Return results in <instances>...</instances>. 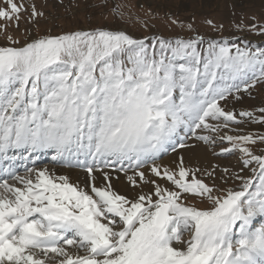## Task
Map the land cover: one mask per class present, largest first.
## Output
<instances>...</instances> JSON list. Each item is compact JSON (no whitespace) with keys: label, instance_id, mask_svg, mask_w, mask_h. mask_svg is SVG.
Returning a JSON list of instances; mask_svg holds the SVG:
<instances>
[{"label":"snow or ice","instance_id":"obj_1","mask_svg":"<svg viewBox=\"0 0 264 264\" xmlns=\"http://www.w3.org/2000/svg\"><path fill=\"white\" fill-rule=\"evenodd\" d=\"M29 8L35 24L44 14L34 3L0 6L10 42L0 46V159L10 150L28 160L52 149L53 160L83 167L86 181L48 168L25 167L26 175L3 168L0 264H264V223H256L264 220V150L254 151L264 133L231 127L246 119L264 124V107L256 117L221 104L239 100L241 85L250 94L264 83V47L212 39L204 48L198 34L148 45L99 28L21 44L7 28H18ZM250 28L264 34V25ZM189 138L226 141L230 147L217 155L238 151L243 167L217 176L215 168L186 167L183 155L171 168L154 162L194 147ZM148 161L152 178L140 170ZM116 165L134 189L149 191L131 198L115 191L105 169ZM217 180L239 183L221 187Z\"/></svg>","mask_w":264,"mask_h":264},{"label":"rangeland","instance_id":"obj_2","mask_svg":"<svg viewBox=\"0 0 264 264\" xmlns=\"http://www.w3.org/2000/svg\"><path fill=\"white\" fill-rule=\"evenodd\" d=\"M3 2L4 0H0V6H3ZM23 2L29 5L34 3L37 10L43 12L44 15L36 18L37 23H29L27 20L30 13L29 8L28 12H22L18 28L14 22L9 23L8 34L19 40L21 44L26 38L31 39L49 32L61 34L68 31H87L99 28L109 31H124L134 39H145V43L148 45H152L157 38H188L198 34L205 38L206 43L202 46L204 48L207 47V41L212 39L221 42L227 39L230 44L240 42V46L248 42L264 47V34L250 28L252 24L264 25V0H23ZM209 20L212 21V24L207 23ZM4 23L5 21L0 19V24ZM188 24L192 25L191 29L186 27ZM2 33L3 29H0V46H7L10 42L5 40ZM240 96L239 100L229 97L226 102L222 101L221 104L226 110H234L237 113L241 110L254 111V115L258 117L260 115L258 109L264 107V83H257L255 87L250 89V94L244 92L243 85H241ZM231 127L233 129L239 128L240 134L264 133V124L258 121L253 122L246 119L243 124L232 125ZM223 131L233 134L228 129ZM187 142L195 145L191 149H203L209 154V158L216 163L209 171L215 168L217 176L221 174L224 168L237 173L243 167L240 160L241 154L238 151L233 154L217 155L221 148L230 147L226 141L223 143L218 141L214 146L205 144L203 141H195L192 138H189ZM261 150H264V145L258 144L254 149L257 154H260ZM180 151L183 150L177 149L176 152L169 150L167 153L161 154L154 162L157 164ZM23 155L29 156L30 154L24 153ZM54 155L55 151L52 153L51 150H47L43 153L31 154L30 159L24 160L21 154L17 155V153L11 152L8 160L0 159V176H3L2 169L8 166L15 167L19 175H26L25 167L42 168L47 165L63 168L72 167L85 171L83 167L70 166L63 161L53 160ZM152 163L153 161H148L140 169L149 178L152 176L146 171ZM188 163L186 167L202 170V166L196 160H189ZM99 167H103V165ZM118 167L119 165H116L115 168L108 167L105 169L113 177L111 183L115 191L128 195L130 198L141 189L145 192L149 191L150 185H141L134 189L129 185L125 174L116 171ZM245 173L250 174L248 169H245ZM128 174H132L131 169ZM85 178L86 175L82 179V186L86 181ZM205 181L209 184L212 183L206 177ZM9 182L12 181L9 180ZM97 183L99 186L100 181ZM216 183L221 187H234L239 182L229 181L227 185H224L223 181L217 180ZM161 184L168 186L165 182ZM194 203L202 208L210 206L207 201L196 200ZM256 223L259 225L264 223V220L258 219ZM185 235L187 236V234ZM54 262L50 261L49 264Z\"/></svg>","mask_w":264,"mask_h":264},{"label":"bare ground","instance_id":"obj_3","mask_svg":"<svg viewBox=\"0 0 264 264\" xmlns=\"http://www.w3.org/2000/svg\"><path fill=\"white\" fill-rule=\"evenodd\" d=\"M47 150H51V152L54 153V150H52V149L40 150L37 153H43V152H46ZM11 152L12 153H17V155L21 154L17 150H10L9 153H8V156L11 154ZM178 155H183L184 156L185 165L189 164L188 163L189 160H194V161L196 160L197 163H199L202 166V170L209 171L214 165H216L214 160H211V158H209V156H208L209 154H207V152L205 150H203V149L199 150L198 148H195V149H191V148L184 149L183 151H180L177 154H174V155L170 156L169 158H167L165 160H162L161 162H159L157 164H160L162 166H168L170 168L174 167ZM15 157H17V156H15ZM4 165H2V166L4 167ZM42 168H48L50 172L54 173L57 176H59V175H68L72 182H74V183L78 182V183L81 184V186L83 184L82 183V179L86 175L85 171L73 169L72 167L63 168V167L47 165L46 167H42ZM149 168L150 167L147 168L146 172L149 173L152 176V174L148 171ZM158 181L160 183L164 182V181H161L159 179H158ZM69 250L73 251V252L75 251L74 249H69ZM53 264H55V262Z\"/></svg>","mask_w":264,"mask_h":264},{"label":"trees","instance_id":"obj_4","mask_svg":"<svg viewBox=\"0 0 264 264\" xmlns=\"http://www.w3.org/2000/svg\"><path fill=\"white\" fill-rule=\"evenodd\" d=\"M240 42H238L237 44H239Z\"/></svg>","mask_w":264,"mask_h":264}]
</instances>
